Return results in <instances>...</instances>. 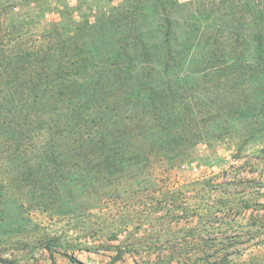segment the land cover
Listing matches in <instances>:
<instances>
[{
	"label": "trees",
	"instance_id": "16d2710c",
	"mask_svg": "<svg viewBox=\"0 0 264 264\" xmlns=\"http://www.w3.org/2000/svg\"><path fill=\"white\" fill-rule=\"evenodd\" d=\"M49 22L53 32L32 35L28 17L8 15L0 0V160L89 172L108 161L112 173L119 159L180 155L250 100V87L227 86V65L251 75L264 67V0H136L118 18H70L65 32ZM129 64L142 65L135 73ZM230 244L213 264H264L257 254L228 259L242 255Z\"/></svg>",
	"mask_w": 264,
	"mask_h": 264
},
{
	"label": "rangeland",
	"instance_id": "374dc122",
	"mask_svg": "<svg viewBox=\"0 0 264 264\" xmlns=\"http://www.w3.org/2000/svg\"><path fill=\"white\" fill-rule=\"evenodd\" d=\"M4 1L36 36L53 32L49 20L65 32L76 26L70 18H118L136 0ZM226 70L227 86L250 87V100L180 155L119 159L112 173L108 161L89 172L77 162L0 160V264H213L236 241L228 249L242 255L228 259H263L264 67Z\"/></svg>",
	"mask_w": 264,
	"mask_h": 264
}]
</instances>
